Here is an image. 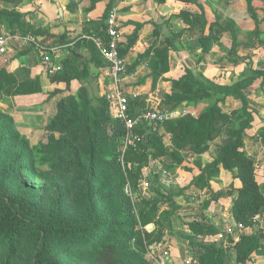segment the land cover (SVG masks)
Returning a JSON list of instances; mask_svg holds the SVG:
<instances>
[{"label":"trees","instance_id":"1","mask_svg":"<svg viewBox=\"0 0 264 264\" xmlns=\"http://www.w3.org/2000/svg\"><path fill=\"white\" fill-rule=\"evenodd\" d=\"M106 1L100 25L102 36L104 21L115 0ZM179 1L197 4L196 0ZM246 1L256 24L250 33L251 41L258 33L259 21L251 0ZM21 19L22 14L17 11L0 9V23L4 20L12 25ZM206 39L207 36L205 42ZM239 44L232 34L228 51L234 63L239 58L236 51ZM90 52L92 60L101 66V55L94 43ZM164 70L155 72L160 74ZM66 71L50 77L52 82H63L65 88L48 93V97L63 96L45 127L47 139L37 148L48 159L47 170L35 168L29 142L19 134L12 116L0 109V264H68L64 258L70 253L87 257L90 264H153L145 257L143 242L149 243V238L155 237L156 227L151 231L143 227L155 222L154 215L163 198L143 197L139 187L143 168L150 160L164 165L168 162V166L179 164L180 149L185 146L196 153L205 151L223 126L230 127L228 135L234 140L222 145V153L207 170L216 172L219 164L237 169L240 186L235 189L232 215L242 226L258 222L255 216L264 214V195L255 177L254 161L241 148L244 130L252 122L246 90L257 81L264 83V70L247 66L232 84H222L210 78L204 80L186 69L173 81V91L163 102L173 108L184 100L215 98L213 105L197 117L186 113L155 125L140 122L130 132L111 113L106 95L93 104L85 88H80L78 96L71 93V69ZM39 86L37 80L17 82L11 73L0 69V96L35 93ZM226 97L241 102V112L233 110L239 117L238 127L231 113L218 106ZM159 128L170 135V147L163 140L164 134L156 133ZM260 136L264 140V131ZM126 140L133 143L125 144ZM120 146H126L122 164ZM204 175L200 173L192 182L204 187L207 184ZM34 182L42 183L35 187ZM125 186L145 204L137 215ZM162 234L158 232V238L150 244L160 241ZM251 239L240 240L236 247L237 261L244 262L252 252ZM224 253L223 248L207 246L201 264H222Z\"/></svg>","mask_w":264,"mask_h":264},{"label":"crops","instance_id":"2","mask_svg":"<svg viewBox=\"0 0 264 264\" xmlns=\"http://www.w3.org/2000/svg\"><path fill=\"white\" fill-rule=\"evenodd\" d=\"M196 1L197 4L179 0L114 1L112 9L116 10L120 52L126 62L117 89L129 98L134 114L159 109L197 117L205 109L202 104L208 98L184 100L173 108L163 102L173 91V81L186 69L193 73L202 67L208 69L212 71V76L208 78L215 81H218L216 75L221 71L233 67L239 70L238 77L247 66L264 70V0H251L259 21L258 33L253 35L251 41L248 39L256 24L250 17L246 0H222L218 4L211 0ZM201 4L204 6L203 18L197 13L201 8H196ZM106 5V0H0V9L22 14L19 23L11 25L4 20L0 23V35L11 37L7 51L0 56V69L11 73L17 82L37 80L40 85V90L35 93L0 96V109L12 116L18 130L19 127L30 128L32 133L41 125L39 123L43 122V126L48 124L60 98V94L48 97V93L65 88L63 82H52L50 77L70 69L71 93L78 96L81 87L87 93L97 88L98 98L103 95L109 97L110 111L114 112L115 86L108 65L101 53L102 65H96L90 52L91 43L99 50L92 38L99 37L104 41L105 34L101 35L100 25L103 24L102 15ZM208 6L214 7L210 9ZM214 9L217 16H221L218 22L213 14ZM243 24L253 26L248 31L247 43L237 39L240 33L238 29L244 27ZM232 34L241 43L236 49L239 58L235 63L225 43L210 40L219 36H228L231 40ZM131 35L133 37L129 38ZM194 40L201 42L200 49L183 48L182 44L189 45L186 41ZM50 65H59L61 69L50 73L47 70ZM162 68L164 72H155ZM246 91H251L250 94L246 92V96L252 122L244 130L241 150L254 161L255 177L264 195V140L260 136L264 131V83L257 81ZM231 100L234 101V110L240 113L241 102L231 97L220 102L222 111L230 114L228 108L231 110V107L228 106ZM51 107L54 111L50 118L41 115L46 114ZM226 127H222L220 134L201 153L193 152L189 146L180 149L182 159L179 164L168 166V162L164 165L161 161H152L161 174L167 177L162 181V198L166 200L164 210L168 211L169 204H173V210L176 211L169 212L171 214L167 221L173 228V236L169 233L171 230L164 231L162 241L156 246L158 252L151 250L153 255L151 251L145 255L149 261L157 256L155 259L159 264H185L186 261L189 264H201L205 247L213 246L224 249L222 264H226L227 260L230 264H264V229L259 221L253 226L234 227L232 233H226V240H218L217 223H214L213 215L217 214L218 222L221 217L225 227L235 225L231 207L235 189L240 186L235 167L226 169L219 164L216 172L207 170L222 153V145L226 144L221 140V135L228 130ZM156 133L164 134L165 144L171 146L170 135L163 128L156 130ZM200 173H205L207 184L204 187L192 182ZM242 237L252 238L249 242L253 250L244 262H239L236 247Z\"/></svg>","mask_w":264,"mask_h":264},{"label":"rangeland","instance_id":"3","mask_svg":"<svg viewBox=\"0 0 264 264\" xmlns=\"http://www.w3.org/2000/svg\"><path fill=\"white\" fill-rule=\"evenodd\" d=\"M211 1L215 2L216 4H218V3H221L222 0H218V1L211 0ZM193 4H195V3H193ZM208 7L210 9H212L214 6H208ZM196 8H197V10H199L201 8L202 11L200 10V12L198 11L197 13H198V15L200 17H201V13H203V16H204V11H203L204 6L201 4V5H199V8L198 7H196ZM224 12H226V11H224ZM216 13H217V11L214 9L213 10V14L215 15V17H217L216 21L218 22V18L221 17V16L220 15L217 16ZM243 25H244V27H240L238 29V31L241 34L240 33L238 34L237 39L239 41H241V43H243V42L247 43L248 40H249V39L247 40L248 33H249L248 31L251 30L253 28V26L250 25V27H248V26H246L247 24H243ZM210 40H212L214 43H216L217 41H218V43H221V44L225 43L226 44V47H225L226 49H230V47H231V40H230V38L228 36L227 37L223 36L221 38L219 36V37H217L215 39L211 38ZM186 42L189 43V45L186 44V43L182 44L184 49H192V48L200 49L199 47H200V45H202L201 42L198 41V40H194V41H191V42L186 41ZM192 43H194V46H192ZM186 47H188V48H186ZM236 49H238V45H237ZM237 56L239 57L238 53H237ZM231 57H233V56H231ZM50 66H52V65H50ZM238 71L239 70L237 68H235V67L230 68L229 70H226V71L224 70L223 72L221 71V73L219 75H216V77L218 78V79L216 78V80L220 81L221 83L223 82L225 84L226 83L227 84L228 83L232 84L238 78ZM194 73H195V75H197L198 77H201L204 80L208 79V77L212 76V71H209L208 69H205L203 67L200 68L199 70H196ZM256 91H257V93H259L258 92L259 90H256ZM246 92H248L250 94L251 91L250 92L246 91ZM58 96L62 97L63 95H58ZM88 96H89L91 102L93 104H95L97 99H98V89L97 88L91 89V91L88 92ZM111 96H112V94H111ZM214 102H215V100H213V99L211 100L210 98L204 100V102L202 104V106H204L203 109L204 108H205L204 110L208 109V107L213 105ZM233 102L234 101L231 100V105H230V102H229V106L228 107H231V110H230V108H228V109H229V111L231 113V116L233 117L235 127H238L239 126V117L236 116V113H235L236 111L233 112V110H234V108L232 106V105H234ZM220 105H221V103L219 102L218 106H220ZM235 106H236V104H235ZM52 107H51V109L48 108V110L46 112L47 115L46 114H41V115L45 116V117H49V116L51 117V114L54 111V110H52ZM11 111L13 112V109ZM48 111H49V113H48ZM38 117L40 118V114L38 115ZM50 119L48 121H50ZM38 122H41V121H38ZM143 123H145L147 125H155V124H159L160 122L158 123L156 121L155 122L143 121ZM39 124H41V125L37 126L36 127L37 129L33 130L32 133L30 132V130H31L30 128L24 129L25 127L23 129L21 127H19V130L18 129L17 130L19 131V134H21V136H23L29 142L30 147L33 149L34 166H35V168L37 170H39V171H43V170H47L48 169V165H49L48 162H47L48 159H46V155L44 153L38 152L37 148L40 146L41 142H45L46 139H47V131L45 129L47 124L45 126H43L44 125L43 122H41ZM226 128L229 130L230 127L227 126ZM228 130H226L225 134L221 135L223 137V138H221L223 144L224 143L227 144L228 142H230V141L232 142L234 140L231 136L228 135ZM132 143H133L132 141H127V140L125 142V144H132ZM125 149H126V146H120L119 150H118V153H119V156H120L119 162L121 164L123 163L122 155H123ZM152 161L153 160H150L149 163L145 166V168H143V174L144 175H143V179L141 180V182L139 184V187H140V191H141L143 197H146V198L147 197H156L157 198V196H160V198H161V197L164 196V194L162 193V191L164 190L162 185H163L164 180L167 179V177H166L165 174H161V172L158 170V168L154 164H152ZM41 183L42 182H34L33 185L35 187H40ZM173 189H175V188H173ZM125 192L132 197V200H133V203H134V212L137 215V213L139 212V209L142 208L145 204H143L139 200V197H137V195L129 193V190H128L127 186H125ZM160 198H158V199H160ZM165 201L159 202L158 207H157L158 209L156 210V213L154 215V221L155 222L149 223V224H152V227L151 228H147L146 227L147 225L143 227L147 231H151V230H153L156 227L155 230H154L155 237H150L149 238L150 239L149 243L148 242L147 243L143 242L145 255L148 254L151 250L155 251V253L158 252V249H156V246H157L158 243H160L162 241V238L160 237L161 238L160 241L153 242V243L150 244V242L152 240H155V239L158 238V232H160L162 234V233H164V231L171 230V231H169V233H170L171 236H173L172 235L173 234L172 233L173 228H171V226L168 224L167 221H168V216H170V214H171V213L169 214V212L174 213L176 210H173V208H174L173 204H169L170 208H169L168 211L164 210V204H165L164 202ZM161 210H163V211L160 213ZM213 217H214V219H213L214 223L215 222L217 223L216 226H215L216 227V231L218 232L219 235L220 234L222 235V236H218V240L220 242H223L222 240H226L227 239L226 236H228L226 234V232H225L226 227H225L224 223L221 222L222 221L221 217L219 219V222L217 220V214H214ZM220 244L222 245V243H220ZM136 247L138 249H140L141 251H143L139 247V244H136ZM142 248H143V246H142ZM151 254L153 255L154 252L151 251ZM81 256L82 255H75V254L71 255V253H70L69 255H67L64 258V262L68 263V264H90V260L87 257L80 258ZM155 258L157 259V256H155L153 261H151V262L153 264H159L158 261H156ZM226 264H230V262H228V260H227Z\"/></svg>","mask_w":264,"mask_h":264},{"label":"built area","instance_id":"4","mask_svg":"<svg viewBox=\"0 0 264 264\" xmlns=\"http://www.w3.org/2000/svg\"><path fill=\"white\" fill-rule=\"evenodd\" d=\"M104 34L106 41H103L102 38L99 37L92 39L99 47V51L108 65L109 74L114 81L115 97L113 100V114L122 123L126 131H132L140 122L143 121L162 122L182 115V113L178 111L163 112L159 109H148L138 115L132 113L129 98L126 95L120 93L117 89V83L121 79V74L125 71L126 62L120 53L121 40L115 9H111L107 18L105 19ZM10 39L11 37L9 35H0V56L7 51L10 44ZM51 51L56 52L55 49H51ZM60 69L61 67L59 65H52L48 68V71L50 73H54ZM135 97L136 96L134 95V98ZM255 219L259 221V225L262 229H264V214L262 216L256 215ZM234 227L242 228L243 226L239 223H235L233 226L228 225L225 232L232 233ZM219 236L222 235L220 234ZM185 264H189V262L186 261Z\"/></svg>","mask_w":264,"mask_h":264},{"label":"water","instance_id":"5","mask_svg":"<svg viewBox=\"0 0 264 264\" xmlns=\"http://www.w3.org/2000/svg\"><path fill=\"white\" fill-rule=\"evenodd\" d=\"M146 227L147 228H151L152 227V224H148Z\"/></svg>","mask_w":264,"mask_h":264}]
</instances>
